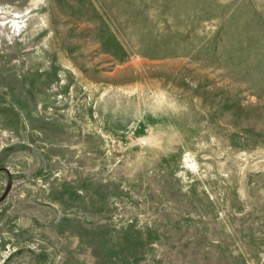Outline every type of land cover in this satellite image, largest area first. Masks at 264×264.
<instances>
[{"label": "rangeland", "instance_id": "374dc122", "mask_svg": "<svg viewBox=\"0 0 264 264\" xmlns=\"http://www.w3.org/2000/svg\"><path fill=\"white\" fill-rule=\"evenodd\" d=\"M0 264H264V0H0Z\"/></svg>", "mask_w": 264, "mask_h": 264}]
</instances>
